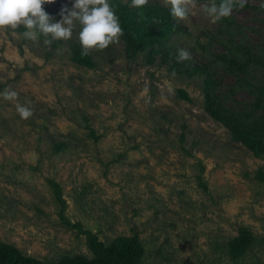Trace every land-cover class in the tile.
<instances>
[{"label":"rangeland","instance_id":"obj_1","mask_svg":"<svg viewBox=\"0 0 264 264\" xmlns=\"http://www.w3.org/2000/svg\"><path fill=\"white\" fill-rule=\"evenodd\" d=\"M145 2L171 9V0ZM72 3L51 0L43 7L54 22ZM188 3L191 13L176 18L183 32L169 41L167 61L158 55L150 62L145 54L129 59L119 37L88 51L95 67L79 65L72 60V46L83 48L78 21L66 39L38 30L31 39L24 25L0 28V93L17 92L0 95V241L46 264L65 254L92 257L86 236L59 216L49 179L62 187L72 224L106 242L138 232L143 264H233L227 244L242 226L264 239L258 177L264 159L208 115L203 75L172 70L180 50L193 65H205L227 51L225 40L264 49V0H244L250 7L234 8L229 22L208 15L216 0ZM228 24L233 37L219 33ZM211 33H219L216 40ZM222 73L226 105L243 109L253 100L247 84L237 86ZM24 103L32 109L26 119L17 111ZM200 174L209 191L199 185ZM239 263L264 264V245L255 244Z\"/></svg>","mask_w":264,"mask_h":264},{"label":"trees","instance_id":"obj_2","mask_svg":"<svg viewBox=\"0 0 264 264\" xmlns=\"http://www.w3.org/2000/svg\"><path fill=\"white\" fill-rule=\"evenodd\" d=\"M219 5L220 0H216ZM123 34L120 38L125 45L126 57L136 59L145 54L150 62L158 55H162L167 61L171 55L169 41L177 34L182 33L183 28L179 21L172 16L169 8L158 3L145 2L140 6H133L122 0H112ZM234 8L240 3L234 1ZM243 7H250L244 4ZM233 8V9H234ZM264 8V7H263ZM225 21L230 20L226 17ZM219 33L235 36L232 25L219 29ZM211 33L210 41L216 40L218 34ZM227 51L212 54L205 65H193L191 59H178L180 52L173 55L172 70L188 75L200 74L204 76V108L208 115L221 123L230 132L233 140L245 145L256 157L264 159V78L258 79L254 71L264 74V49L256 52L246 44H235L232 39L225 40ZM72 60L82 66L93 68L96 63L92 56L82 54V47L72 46ZM231 75L235 78L237 86H247L253 100L247 102L243 109L235 110L225 103L226 96L222 91V82L219 72ZM222 73V74H223ZM179 96L185 100L192 98L185 90H179ZM93 136L96 137L92 130ZM64 145H57L63 148ZM203 172V168H202ZM258 177L264 181V173L259 171ZM199 185L209 191L202 174L198 176ZM55 198L60 206L59 216L70 227L78 228L86 236L87 244L92 252V257L85 254H65L57 260V264H143L146 247L140 234L119 236L106 242L90 231L84 230L79 224H72L65 216L67 202L64 199L62 187L53 179L48 180ZM228 253L233 264L239 261L250 251L255 244L262 243L264 239H258L250 228L242 226L238 236L228 240ZM0 264H46L42 260L24 254L15 245L0 241Z\"/></svg>","mask_w":264,"mask_h":264},{"label":"clouds","instance_id":"obj_3","mask_svg":"<svg viewBox=\"0 0 264 264\" xmlns=\"http://www.w3.org/2000/svg\"><path fill=\"white\" fill-rule=\"evenodd\" d=\"M49 2L51 0H0V28L10 26L15 29L24 25L28 29L24 35L28 38L36 39L39 31L50 33L54 39H66L71 37L75 22L78 21L81 25L79 40L84 55L92 48L108 47L123 34L112 0H73L71 8L65 5L60 10L62 19L54 22L43 7ZM144 3L145 0H132L135 6ZM234 6V0H220L219 5L212 4L206 10L211 18L216 19L230 16ZM240 6H244V0H240ZM170 11L173 17L185 19L191 13V6L188 0H171ZM187 55L186 51L180 50L178 59H185ZM172 74L175 75V72ZM0 95L14 98L17 92L15 89H5ZM17 111L25 119L32 115V109L27 103L18 104Z\"/></svg>","mask_w":264,"mask_h":264}]
</instances>
